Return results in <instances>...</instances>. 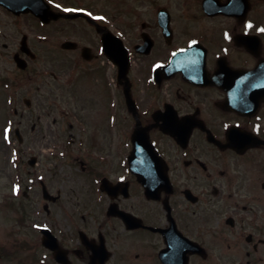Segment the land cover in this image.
I'll return each mask as SVG.
<instances>
[{"label": "flooded vegetation", "instance_id": "af4514ba", "mask_svg": "<svg viewBox=\"0 0 264 264\" xmlns=\"http://www.w3.org/2000/svg\"><path fill=\"white\" fill-rule=\"evenodd\" d=\"M190 1L178 12L154 7L139 31L128 23L136 32L128 42L119 35L130 58L120 75L102 49L105 28L80 17L93 29L63 50L75 56L63 78L110 99L111 76L124 109L108 100L90 144L88 114L64 115L63 158L73 144L87 151L76 146V159L49 167L48 185L34 175L31 187L43 184L51 196L40 201L43 215L35 206L17 220L25 228L35 215L26 242L42 251L41 264H264V0ZM2 12L14 23L32 15L0 5L7 48ZM58 179L82 188L53 192Z\"/></svg>", "mask_w": 264, "mask_h": 264}, {"label": "rangeland", "instance_id": "374dc122", "mask_svg": "<svg viewBox=\"0 0 264 264\" xmlns=\"http://www.w3.org/2000/svg\"><path fill=\"white\" fill-rule=\"evenodd\" d=\"M48 2L54 4L60 11L73 12L75 4L77 7H86L89 10L85 12L109 27L115 34L122 35L126 42L139 31L140 22L147 18V13L153 12L154 7L165 5L169 6L170 10L178 12L177 5L192 3L190 0H48ZM1 16L6 32L5 38L1 40L8 43V47L5 48L0 43V264H41L42 251L35 247L30 248L26 242L35 232L37 225L31 222V219L34 221L35 215L28 217V225L25 228L18 224L17 220L21 218L20 211L29 216L33 214L35 206L38 207L39 213L43 212L40 204L42 201L40 185L31 187L30 183L35 178L34 175L48 185L51 176L49 167L61 170L60 166L64 164V160L78 157L76 147L78 145L73 144L68 148V154L72 156L63 158L62 140L65 139L63 133L69 128L66 124L69 119H64V115L69 114L70 117L67 116L70 118L69 121H76L78 117L75 115L87 113L84 124L88 126V130L90 128L98 130L95 127L101 125L97 124L99 119L104 122L102 114L107 111L109 102L111 110L124 108L119 93L113 91L111 76H109L110 99L103 94L100 98H91L85 88L83 92H77L75 86L63 78L70 72L69 68L75 56L73 52L61 50L60 43L65 39L75 40L77 37L86 41L87 37L83 39L81 36L91 34L89 31L93 29L86 21L75 18L42 25L32 16L22 15L15 18V23L8 14L2 12ZM128 23L132 24L136 31H128ZM23 33L28 35L29 45L37 53V59L34 62L28 61L31 64L30 68L20 72L12 61V52L18 48ZM2 36L0 35V38ZM58 73L61 74L60 78L56 75ZM5 78H12L13 83L10 86L2 85ZM91 82L98 92L101 91L99 83L93 78ZM25 96L31 99L30 107L23 103ZM15 126L21 128L24 138L22 143L14 137ZM91 129L90 133L83 134L88 144L94 140ZM78 147H81L80 153L87 151L84 145ZM90 154L93 155L92 152ZM30 155H35L39 159L38 165L34 168L36 172L27 163ZM64 169L71 170L68 167ZM51 184L53 192L64 184L69 186L68 190L75 184L82 188V183L77 181L70 183L58 179L53 180ZM24 191L27 194H24Z\"/></svg>", "mask_w": 264, "mask_h": 264}, {"label": "water", "instance_id": "95a60500", "mask_svg": "<svg viewBox=\"0 0 264 264\" xmlns=\"http://www.w3.org/2000/svg\"><path fill=\"white\" fill-rule=\"evenodd\" d=\"M0 3L7 7L9 10H13L16 13L23 12H33L36 16L39 17L40 20H43L45 22L49 21V18H55L57 16L56 13L52 12L49 8L48 4L45 2V0H0ZM79 13H74L72 15L73 17L75 15H78ZM103 43H104V49L106 50L108 58L112 59L113 62H115L118 67H122L124 72H126V67L128 65V58L126 54V49L121 44V40L119 37L113 36L109 31H107L102 36ZM75 44L71 41H65L62 43L61 47H74ZM24 50L25 52H28V48L26 45V42L24 39L21 41V50ZM17 61V64L23 68L25 66V63H21V60L19 58H15ZM27 103L29 101L25 100ZM17 138L19 140H22L19 134V130H15Z\"/></svg>", "mask_w": 264, "mask_h": 264}]
</instances>
